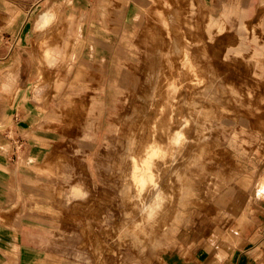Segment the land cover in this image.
<instances>
[{
    "label": "rangeland",
    "instance_id": "obj_1",
    "mask_svg": "<svg viewBox=\"0 0 264 264\" xmlns=\"http://www.w3.org/2000/svg\"><path fill=\"white\" fill-rule=\"evenodd\" d=\"M130 2L119 19L108 16L107 26L101 22L102 9L121 10L115 1L40 0L27 14L0 10V130H11L14 121L28 124L24 138L32 144L28 159L35 163L28 168L33 181L25 196L32 200L31 212L40 216L36 220L43 238L32 264H198L195 251L205 258L213 251L222 261L223 246L240 244L249 226L252 190L264 187V0H147L137 7V40L142 28H153V18L159 15V22L170 15L168 25H179L175 32H181L179 42L169 32L156 41L166 53L159 63L171 80L162 105L171 109L175 99L181 100L175 117H158L182 122L183 137L191 146L187 163L194 154L198 160L184 168L182 190L170 184L154 217L138 216V198L123 200L114 185L119 176L114 163L123 153L124 138L120 112L113 105L130 115L137 101L130 96L135 86L122 89L120 95L115 89L104 95L108 104L98 134L83 132L84 99L96 88L88 95H74L71 105L65 97L77 71L70 61L72 31L81 33V61L89 65L92 58L98 64L104 57L108 69L128 50L131 35L124 26ZM48 11L52 20L41 28L40 17ZM183 43L194 51L189 77L183 74L185 62L177 67L178 56L172 53ZM49 56L57 59L49 63ZM166 59L173 61L169 65ZM139 64L140 70L128 65L125 69L143 80L144 60ZM63 72L65 82L60 83L58 74ZM189 78L192 82L185 87ZM135 83L138 89L141 81ZM152 83L148 82L150 88ZM206 91L214 101L205 99ZM25 150L22 146L20 154ZM76 184L84 197L72 195ZM22 200L18 191L16 203ZM6 209L0 223L14 230L17 221L6 217ZM5 245L0 240V264H26L18 259L16 248ZM255 260L250 255L244 262Z\"/></svg>",
    "mask_w": 264,
    "mask_h": 264
},
{
    "label": "bare ground",
    "instance_id": "obj_2",
    "mask_svg": "<svg viewBox=\"0 0 264 264\" xmlns=\"http://www.w3.org/2000/svg\"><path fill=\"white\" fill-rule=\"evenodd\" d=\"M109 1L110 2L115 1L116 6L121 8V10L111 11L108 7L104 6V8L102 9L103 16L101 17V22L105 26H107L108 23V19H109L108 16L112 14V17L115 16L117 19H119L122 11L124 10L125 5H127L129 2V0H109ZM146 2L147 0H132L130 2L132 4V8L129 11L128 16L126 17V23L124 26L125 32L131 35V39L128 44V50L123 52V55L119 60L113 59L108 69L104 57L99 60L98 64L92 58H88V62L90 63L89 65L81 61L82 57L78 51L79 37L81 33L79 29L72 31L71 41L73 47L70 54L72 57L70 61L71 63L73 62V66L74 68L77 69V71L73 78L74 81H72L73 83L71 84L69 91L67 93L68 96L65 97V101L67 102V104L70 103L69 105H71L74 102V98H73L74 95L79 94V92L87 94V92L93 86L96 88L97 90L95 91L96 93L89 95L87 94L89 97L85 95L87 97L86 99H84L85 104H87L86 105L87 110H85L87 111V113L84 115L85 119H84L83 129L85 131L83 132H88V133L94 132L98 134L101 128L100 116L106 113L105 110L108 104L107 99L104 97V95L108 94V91L110 89H115L117 93L120 95L121 93H123L122 89L135 86V89L133 90V93L130 96L135 98V100L137 101L133 105L132 107L133 112L130 115L124 114L123 112L124 107H122V109H119L117 105H113V109L115 110V112L116 113L120 112V114L118 115V117L122 119L120 122V124H122V127L120 128V132L124 138V140L121 142V148L123 150V153L119 154L118 160L115 161L114 163L115 171L119 173L118 182L116 181L114 185L117 186L119 192L122 195H124L123 200H129L132 199L133 197L139 199L138 201L140 202V212L138 216L141 217L142 219L152 218L159 211H161L163 202L167 197V193L169 192V189L171 188L170 184H172L174 187H178L179 189L181 188L183 189V187L186 185V181H185L186 179L183 177L184 168H186L187 165H192L193 162L198 160L197 154H194L191 157V160L188 161L189 163H187L186 152L191 146H189V142L187 138L183 137L182 134L183 126L181 125L182 122L174 120L173 122L170 123L168 119H164L166 115L170 116L172 113H174V117H175L177 112L176 109H178L177 105L181 103V100H179L178 98L175 99L176 102L174 104V107L171 109L165 108L162 105V102L165 101L164 98L165 93L167 92L169 93L167 87L169 86V83H171V80H168L169 77L165 75V72H163V69L166 70L167 68L163 67L162 66L163 64L160 65L159 63L162 61L163 58L165 60L164 55L166 53L164 52V49H160L161 46L160 45L158 46L156 44V41L161 36L160 34L162 32L164 33V35H166V33L169 32L172 35V38H176V42H179L181 40L180 39L181 32L180 33L175 32V29L176 27H180V26L174 25L173 27H171L168 25L169 20L171 19L170 15L168 16V21L162 19L159 22L160 19V15H159V18L157 19L153 18V20L155 21V23L153 24L154 27L153 28L143 27L142 35L140 36L141 40L140 39L137 40L138 34L136 33V28H137L136 26L138 22L141 24L140 18L139 17L137 18L138 16L137 7L141 5L142 6L145 5ZM50 13L51 12L48 11L47 13H43L41 15L40 21L38 23V25L41 28L47 27L50 21L52 20L53 15ZM78 19L81 20V14ZM173 22L175 23L174 20ZM172 40L174 41L175 39ZM183 45L184 46L182 48H180V46H176L175 49H173V47H175L173 45L172 47L173 52L172 51L171 52L173 54H176V56H178V59L176 60L177 67L179 63L185 62V64L183 65L185 67L183 74L187 76L190 73V71L193 70L192 69L193 63H191L190 56L194 53V51L188 50L186 43H183ZM56 59L57 57L55 56H49L47 58V62L53 63ZM143 60H144V68L142 69V72H144L146 76L143 80L142 79L138 80V77L135 76L136 74L131 72H130L131 74L128 73V71L125 69V66L127 65L133 66L135 67V69H138L140 67L139 63L142 62ZM172 61L173 59H166V62L169 65L171 64ZM172 66L171 67L168 66L169 71L173 70ZM174 67H176V64L174 65ZM140 69L141 68H139V70ZM64 74H58V81L60 83L65 82L64 78L66 77V73ZM137 81L139 82L141 81L140 87L138 89H137L138 86L135 83ZM150 81H153L152 83L153 85L151 88L148 86V82ZM191 82L192 79L190 78L189 81L186 80L184 83L185 87H188L187 85H190ZM165 83L166 86H163V84ZM179 88L180 87L178 86L177 92L179 91ZM100 99H102V102ZM205 99H208L211 102L214 101V98L210 91L209 92L206 91ZM80 100L82 101V99ZM192 102L197 103L195 101ZM99 103L102 104H100L99 106ZM74 106L77 105L75 104ZM162 109H164L165 112L163 114H160V111ZM79 111L82 112L81 110ZM192 114H194V112H192ZM159 115L164 116L162 120L158 117ZM188 181H192V180L188 179ZM133 190H135V196H132V193L134 192ZM71 193L75 197H80V196L84 197L86 195V193L82 190L81 186L78 184L72 187ZM181 200H179L180 203ZM132 205L134 206V204Z\"/></svg>",
    "mask_w": 264,
    "mask_h": 264
},
{
    "label": "crops",
    "instance_id": "obj_3",
    "mask_svg": "<svg viewBox=\"0 0 264 264\" xmlns=\"http://www.w3.org/2000/svg\"><path fill=\"white\" fill-rule=\"evenodd\" d=\"M38 2L40 0H0V10L27 14L34 9ZM28 130L27 125L17 121H14L11 130H0V214L3 212V208H7L6 217H14L17 221L14 230L12 228L5 229L3 223H0V226L3 227L0 229V240L5 241V246L17 249L20 261L32 264L39 257L43 236L40 231L41 227L37 225L40 216L36 212H31L32 200L25 196L33 181L32 172L29 173V169L31 165L35 164L32 158L28 159L30 155L28 147L32 146L24 138V134ZM22 146H26V150L21 155L20 148ZM35 157L36 155H34ZM28 174L30 176H27ZM18 191L22 192L24 200L16 203ZM248 201L250 203L248 207L249 226L246 227L247 230L240 242L241 245L237 244L232 248L223 246L224 259L222 261L215 259L213 251L207 252L206 254L210 256L206 258L202 253L195 251L194 257L199 262L198 264H264V187L260 190L253 189ZM236 255L238 257L234 261L233 258ZM250 255H255L257 260L244 262L245 258Z\"/></svg>",
    "mask_w": 264,
    "mask_h": 264
}]
</instances>
